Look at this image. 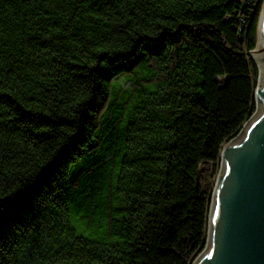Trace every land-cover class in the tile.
<instances>
[{
  "label": "trees",
  "instance_id": "16d2710c",
  "mask_svg": "<svg viewBox=\"0 0 264 264\" xmlns=\"http://www.w3.org/2000/svg\"><path fill=\"white\" fill-rule=\"evenodd\" d=\"M263 4L0 0V264H192Z\"/></svg>",
  "mask_w": 264,
  "mask_h": 264
},
{
  "label": "water",
  "instance_id": "95a60500",
  "mask_svg": "<svg viewBox=\"0 0 264 264\" xmlns=\"http://www.w3.org/2000/svg\"><path fill=\"white\" fill-rule=\"evenodd\" d=\"M258 24L256 110L221 151L207 243L192 264H264V4Z\"/></svg>",
  "mask_w": 264,
  "mask_h": 264
},
{
  "label": "bare ground",
  "instance_id": "6f19581e",
  "mask_svg": "<svg viewBox=\"0 0 264 264\" xmlns=\"http://www.w3.org/2000/svg\"><path fill=\"white\" fill-rule=\"evenodd\" d=\"M252 55L255 57V52L254 51L252 52Z\"/></svg>",
  "mask_w": 264,
  "mask_h": 264
}]
</instances>
